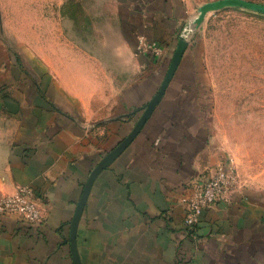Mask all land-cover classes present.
Returning <instances> with one entry per match:
<instances>
[{"label":"crops","instance_id":"crops-1","mask_svg":"<svg viewBox=\"0 0 264 264\" xmlns=\"http://www.w3.org/2000/svg\"><path fill=\"white\" fill-rule=\"evenodd\" d=\"M127 9L115 38L100 42L101 62L93 60L111 75L90 93L27 70L0 38V192L30 188L44 216L39 225L0 216V264H74L70 222L84 185L159 89L184 21L180 2ZM139 35L162 54L137 53ZM77 55V68L65 70L91 67L87 53ZM201 70L188 46L136 136L96 174L76 229L81 264H264V185L240 184L192 230L183 227L192 182L227 159Z\"/></svg>","mask_w":264,"mask_h":264},{"label":"rangeland","instance_id":"rangeland-1","mask_svg":"<svg viewBox=\"0 0 264 264\" xmlns=\"http://www.w3.org/2000/svg\"><path fill=\"white\" fill-rule=\"evenodd\" d=\"M142 1L0 0V38L32 73L79 84L82 93L83 88L97 90L99 82L103 90L102 79L108 80L111 72L93 67L95 56L100 62L103 58L100 42L115 38L119 22L128 16L127 6ZM162 1L180 2L183 8L179 35H185L186 48L199 54L204 105L216 145L233 160L240 187L264 185V12L207 8L218 0ZM247 1L264 5V0ZM124 31L122 25V35ZM79 50L87 53L91 67L65 70L77 68Z\"/></svg>","mask_w":264,"mask_h":264},{"label":"built area","instance_id":"built-area-1","mask_svg":"<svg viewBox=\"0 0 264 264\" xmlns=\"http://www.w3.org/2000/svg\"><path fill=\"white\" fill-rule=\"evenodd\" d=\"M135 51L157 57L162 54L163 48L159 43L139 35L136 39ZM239 185L237 170L229 157L217 166L209 177L195 179L190 186V194L185 200L184 229L192 230L198 224L205 209L217 201L229 200L232 192ZM36 197L26 186H18L12 193L0 192V216L15 215L28 225L41 224L44 216Z\"/></svg>","mask_w":264,"mask_h":264},{"label":"water","instance_id":"water-1","mask_svg":"<svg viewBox=\"0 0 264 264\" xmlns=\"http://www.w3.org/2000/svg\"><path fill=\"white\" fill-rule=\"evenodd\" d=\"M224 7V6H239V7H244L260 12H264V5L258 4L255 2H250L247 0H218L213 3H210L207 8L210 7ZM187 46V40L185 38V35L181 33L178 37L177 44L175 47V50L173 52V55L171 57L168 69L166 71V74L162 80V83L157 90V92L153 95V97L147 102V104L144 107V110L139 117V119L136 121L134 124L132 130L129 132V134L104 158L102 159L91 171L89 174V177L84 185V188L82 190L81 197L77 203V206L75 208L74 215L71 219L70 222V247H71V252H72V258L74 261V264H81L79 261V257L77 254V249H76V243H75V236H76V229H77V224L82 212V209L84 207L87 195L89 193L91 184L96 176V174L103 169L107 163L110 161V159L116 157L130 142L131 140L136 136L138 131L141 129L142 125L144 124L145 120L151 113V111L154 109L155 105L157 104L158 100L162 96L169 80L171 79L181 57L182 54Z\"/></svg>","mask_w":264,"mask_h":264}]
</instances>
